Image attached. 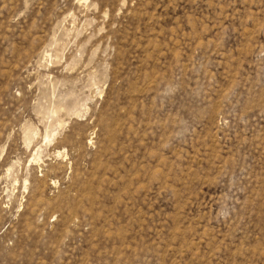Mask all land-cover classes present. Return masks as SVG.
<instances>
[{
  "label": "rangeland",
  "instance_id": "obj_1",
  "mask_svg": "<svg viewBox=\"0 0 264 264\" xmlns=\"http://www.w3.org/2000/svg\"><path fill=\"white\" fill-rule=\"evenodd\" d=\"M0 264H264V0H0Z\"/></svg>",
  "mask_w": 264,
  "mask_h": 264
}]
</instances>
